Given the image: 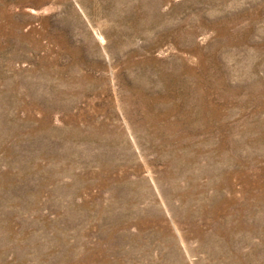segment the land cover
I'll use <instances>...</instances> for the list:
<instances>
[{
    "label": "rangeland",
    "instance_id": "obj_1",
    "mask_svg": "<svg viewBox=\"0 0 264 264\" xmlns=\"http://www.w3.org/2000/svg\"><path fill=\"white\" fill-rule=\"evenodd\" d=\"M0 264H264V0H0Z\"/></svg>",
    "mask_w": 264,
    "mask_h": 264
},
{
    "label": "bare ground",
    "instance_id": "obj_2",
    "mask_svg": "<svg viewBox=\"0 0 264 264\" xmlns=\"http://www.w3.org/2000/svg\"><path fill=\"white\" fill-rule=\"evenodd\" d=\"M204 212H208L207 211H203L201 214L203 215ZM230 212V210H229ZM231 212H233V214H231ZM230 213H224L226 214L225 217L223 218V220L221 222H219L216 225V228H214V235L216 234L217 237H219V241H220V246L219 248L221 249H226V248H222L226 245V243L229 241V233L232 229H235L239 226L238 220L239 219V212H240V208H237V206H234L232 211ZM211 215L210 220H213L212 218L216 219L221 215V213H217V212H208ZM212 240L214 242L215 237L212 235ZM231 250V248H229ZM234 251V250H232ZM236 252V251H234Z\"/></svg>",
    "mask_w": 264,
    "mask_h": 264
}]
</instances>
